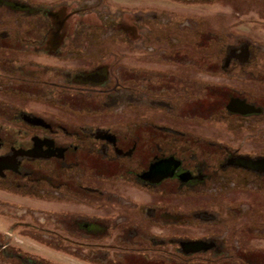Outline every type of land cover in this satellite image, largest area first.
Listing matches in <instances>:
<instances>
[{"label":"flooded vegetation","instance_id":"af4514ba","mask_svg":"<svg viewBox=\"0 0 264 264\" xmlns=\"http://www.w3.org/2000/svg\"><path fill=\"white\" fill-rule=\"evenodd\" d=\"M188 1L202 0H61L42 10L0 0L43 18L23 47L0 41L4 53L29 47L34 56L0 58L7 89L56 99L64 109L60 117L18 110L26 120L0 124V217L11 220L0 230L6 264H55L39 247L88 264H214L203 256L229 252L232 204L217 195L264 193V43L241 31L228 39L210 14L163 3ZM95 17L101 24H86ZM101 28L117 34L101 38ZM123 37L129 47L141 39L160 57L140 68L109 59V45ZM219 47L222 57H212ZM117 113L125 118L109 120ZM202 193L204 207L164 200ZM26 218L35 226L20 233ZM195 221L204 222L196 225L201 236L175 232ZM85 242L95 244L87 257ZM232 255L238 260L221 264H264V250Z\"/></svg>","mask_w":264,"mask_h":264},{"label":"rangeland","instance_id":"374dc122","mask_svg":"<svg viewBox=\"0 0 264 264\" xmlns=\"http://www.w3.org/2000/svg\"><path fill=\"white\" fill-rule=\"evenodd\" d=\"M22 1L24 3H29V5L34 9L35 7L37 9H47L48 7L46 4L50 1H56L57 3H61V0H17ZM65 1V0H64ZM167 1V0H166ZM21 2V3H22ZM148 3L151 5H161V0H148ZM165 6H169L171 8L177 9V11H194L196 10L197 13H208L211 15V26L214 29H219L225 32H228L226 34V37L228 39H232L237 33L244 32L246 33H253L255 36L259 39L261 43H264V0H255L254 2H245L242 0H202L200 2H197V5L194 7L192 6L191 2H182L181 4H186L187 6H178V5H171L167 2H163ZM39 5V6H38ZM17 10V11H15ZM180 13H186V12H180ZM41 20H40V19ZM87 19V17H86ZM100 19L98 17L89 19L86 24L90 23H99ZM43 18L36 17L35 19L32 17V15L25 13L22 11V9H12L8 8L0 3V41L6 42V43H19L23 47V42H29L32 40L31 35L34 36V33L39 31L38 28L40 26H43L42 22ZM96 24V25H97ZM84 26L85 23L83 24ZM36 26H38L36 30ZM35 31V32H33ZM117 32V31H116ZM116 32L110 31L108 28H101L100 31V37L105 38L106 36H110L112 34V37L116 36ZM120 36H122L120 34ZM223 37V36H222ZM247 39V38H245ZM108 40V39H106ZM123 43H118L117 39L111 40L113 43L112 45H109V55L108 58L111 59L113 57H119L122 59V62H131L134 68H140V66L147 65L145 60L148 59H154L156 57H160L157 55H154L155 53L149 49H145L141 45V39H137L136 43H134L133 47H129L127 44H125L126 39L123 37L122 39H118V41ZM222 40V39H220ZM85 41H91L89 38H86ZM135 41V40H133ZM158 41V39H154V42ZM222 41H225L224 39ZM232 41V40H231ZM250 41V40H245ZM204 39L201 40V43L203 44ZM185 44V43H183ZM205 44V42H204ZM221 44V43H220ZM196 45L200 46V43H197ZM156 47V44H154ZM205 46V45H204ZM218 46V45H217ZM216 46V47H217ZM183 48H187V50H190L189 45L183 46ZM18 52V53H17ZM32 50L29 47H25L24 50L19 51H13V50H6L4 53L3 50H0V58H17V55H20V60L26 61V59H29L30 57H34L32 55ZM113 52L116 53L113 55ZM223 50L219 48H213L211 51L212 57H222ZM207 53V54H209ZM198 56L205 57V50L197 51ZM209 54V56H210ZM260 57L261 60L264 61V49L260 51ZM149 59L147 61H149ZM152 61V60H151ZM149 63L150 67H158L155 62L152 61V63ZM0 77L3 78L0 80V104L5 106V114L4 117L2 114L0 115V124L3 123L5 126H10L11 122H19L24 121L23 115L19 116L18 110L20 111H27V112H38L42 113L45 111H51L54 112L58 117L63 116L64 109L62 106L56 101V99H52L51 103L49 102L50 99L43 97V96H34L32 94H29L28 92H22L19 95H16L17 93L12 89H7L8 83V77L2 76L0 73ZM13 108V110L11 109ZM13 111V112H12ZM159 115H155V118L157 119ZM15 117V118H14ZM72 117V115L70 116ZM83 117V116H82ZM108 117V115H107ZM14 118V119H13ZM85 120H89L91 118H96L94 115L91 114L84 115ZM125 117L124 115H120V113H117L115 115V118L110 117L109 120L118 121L123 120ZM198 129H201V127H197ZM204 130V129H201ZM207 196L206 194H196L192 197L189 195H179L178 197H170L169 195H165L164 200L169 202H178L182 205H185L184 207H191L193 205H189L190 203H193L195 205H199L201 207H204L207 202ZM221 197V199H224L225 201H228L229 208L227 209L228 213V219L231 223L234 224L233 228H235L233 231L230 229L228 233V244H229V252H225L224 256H218L215 257V254L207 253V256H203L209 261L214 262V264H221L222 261L232 260L237 261V257L233 256L232 254L236 253L237 249H257V250H264V193H248L245 191H240L236 189H229L228 192L225 193H219L217 197ZM17 203V197H14ZM218 198V200H221ZM20 200H23L20 198ZM26 202L30 203L31 201L26 200ZM189 203V204H188ZM242 205V207L240 206ZM245 209V215L244 217L240 216L239 210ZM250 220L253 219V223L250 224ZM14 221V220H12ZM23 221V220H22ZM11 222V220H2L0 217V230L3 228H6ZM26 223V224H25ZM191 223L189 226L185 225L183 227H179L181 231H176V233H186L190 237L192 236H201L205 233L204 229L201 226H196L198 224H204V222L195 221V222H189ZM5 224V225H2ZM22 225H20L19 232L22 233L21 230L29 229L26 228L28 226L23 225H33L31 220L26 218L24 222H21ZM232 228V229H233ZM178 229V228H177ZM215 231V228H214ZM16 239H18V243L21 245L29 248L34 247V245L30 242L24 239L23 235H16ZM5 243V242H3ZM95 244L93 242H85L83 244V249L85 251V256L87 257L88 250L92 251ZM103 250L110 248V242H102L100 243ZM38 247V246H36ZM39 250H43L44 253H48L52 259L51 262H54L55 264H88L83 261H79L77 259H71L66 257L65 255H60L58 253H55L53 251H45L44 249L39 247ZM102 250V251H103ZM84 258V257H83ZM85 259V258H84ZM42 260V259H41ZM47 260L48 259H43ZM2 257H0V264H6ZM49 262V261H48ZM63 262V263H62Z\"/></svg>","mask_w":264,"mask_h":264}]
</instances>
